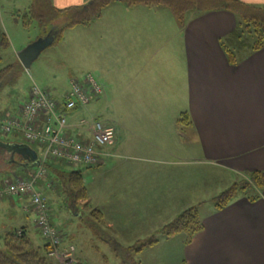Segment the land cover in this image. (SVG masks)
<instances>
[{
    "label": "crops",
    "instance_id": "0c3cea01",
    "mask_svg": "<svg viewBox=\"0 0 264 264\" xmlns=\"http://www.w3.org/2000/svg\"><path fill=\"white\" fill-rule=\"evenodd\" d=\"M89 1L50 4L62 10ZM238 1L264 7V0ZM239 21L228 11H193L181 28L165 5L126 6L115 1L100 19L78 26L83 31L74 37L81 41L88 34V71L102 88L91 100V115L114 129L112 143L101 147L95 162L84 167L104 170L108 213L106 208L100 211L105 226L119 240L133 235L132 241H138L136 231H155L197 206L202 229L178 241L181 251L173 264H264V191L255 202L240 194L225 208L217 210L213 203L202 214L201 193L207 189L200 185L209 176L195 175L197 169L212 172L211 181L224 176L219 186L224 190L247 173L264 170V46L257 52L246 49L231 65L220 45ZM0 29L9 44H15L3 23ZM182 114L187 119L178 123ZM15 144L25 142L21 137ZM50 165L57 172L68 168L60 161ZM34 171L27 169L23 179ZM17 177L3 179L0 186ZM59 179L52 172L46 181L37 182V188L52 195L59 191L54 189ZM62 190L70 200L63 186ZM167 214L171 216L163 218ZM75 218L81 219L77 214ZM0 220L2 243L8 231L23 229L36 246L47 244L35 227L27 196L1 199ZM60 229L62 247L73 245L78 264H87L77 242L79 233Z\"/></svg>",
    "mask_w": 264,
    "mask_h": 264
},
{
    "label": "rangeland",
    "instance_id": "374dc122",
    "mask_svg": "<svg viewBox=\"0 0 264 264\" xmlns=\"http://www.w3.org/2000/svg\"><path fill=\"white\" fill-rule=\"evenodd\" d=\"M30 4V0H0V23L1 25L2 23L5 25L8 34H11L15 43L13 45L10 44L8 49L0 48V71L8 66H14L11 71L6 73L4 85L0 88V118L12 117L14 110L19 108L18 106L22 105L29 98V90L33 84L37 85L52 98L61 99L64 94L69 91L71 79H80L90 74L88 71L90 68L88 34L85 35L86 42L83 36L80 37L81 41L79 38L76 41L74 39L79 31H83L81 30L82 27H78V29L75 28L76 30L73 31L71 29H65L63 32L64 42L46 48L40 54L39 58L32 63L30 69H24L18 61L17 52L34 42L38 36L43 37L47 35L51 30L52 24H55L54 29L59 31L62 28V23H64L62 19L54 18L50 10L39 7L38 4L37 13L45 17L48 22L47 25L45 28H42L39 22L32 21L29 28H24L21 24L22 15L27 11ZM77 42H81V46L78 48L74 46V43ZM23 43L25 44L23 45ZM70 114H74L77 118L91 117L89 106L85 109L80 108L78 110H72ZM0 141L7 144H15L21 141V137L17 133L5 136L1 134ZM33 148L37 152H40L38 148ZM4 153L5 149L0 148V156ZM21 159H23L21 155H16L14 164H12L11 167L6 168L5 166H0V170L5 168L0 171V182L11 176H18L16 179L26 178L28 176L27 169H36V167L33 166L24 169L21 165ZM84 167L85 166L80 165L71 166L70 168L81 171L84 184L87 188V194L89 192L88 197L92 202L91 206L88 205V197L85 200L79 201L77 204H74L71 199L69 200L68 197L62 193L63 184L61 181V184H54V189H58L59 191L52 195H48V193L43 195L40 190L38 191L47 201L51 220L54 221V223L51 222L53 226H55L60 233H62L60 228L64 230L65 227L70 231H77L79 233L77 242L82 248L81 256L84 262L87 264H122V260L117 255L116 249L124 250L136 245L137 242H145L164 225L155 231H136L135 234H139L136 235V237H139L138 241H132V239L135 238L133 235L126 236L124 234L125 238H123V240L114 237L112 232L106 228V219L100 211L106 208V212L108 213L105 203L106 193L104 185L106 178H104V170L99 171L94 169V172H92ZM70 168H67V170ZM49 174L50 172L46 170L44 176L39 181H46ZM198 174L209 176L208 181H204L200 185L207 189L201 193L203 196L201 199L205 202L199 208V211L204 214L206 210L211 209L213 206V199L229 187L224 190L219 189V186L223 184L222 180H224V176L220 174L217 175L215 181H211L213 178L212 172H203L196 169L195 175L197 176ZM236 181L238 182L237 179ZM199 183L198 181L197 184ZM95 185L96 187H94ZM65 192L67 193V190ZM67 195L71 198L68 193ZM95 210H98L102 214V224L99 225L100 228L98 229L94 228L93 223L89 221L92 212ZM54 214L58 216L56 215V217L54 216L52 218ZM74 214L79 215L81 219L75 218ZM169 216L171 215L167 214L164 215L163 218H168ZM173 219H171V221ZM92 228L96 231V234H94ZM38 233L40 232L38 231ZM128 233L130 234L131 231ZM186 236L187 235L183 233L168 239L159 237V245H155L152 249L147 248L140 254H134L133 257L139 264H170L169 261L173 264L181 251V248L178 247V241ZM34 246H36V244H34ZM0 249L4 250L2 242L0 243ZM75 264L78 263L76 262Z\"/></svg>",
    "mask_w": 264,
    "mask_h": 264
},
{
    "label": "trees",
    "instance_id": "16d2710c",
    "mask_svg": "<svg viewBox=\"0 0 264 264\" xmlns=\"http://www.w3.org/2000/svg\"><path fill=\"white\" fill-rule=\"evenodd\" d=\"M115 1H120L126 6L137 4L165 5L181 28L186 24L187 16L193 11L204 13L223 10L237 15L240 19L237 27L228 37L220 41V45L225 51L227 61L231 65H236L240 61L242 58L241 55L246 49H249L250 52H257L264 46V7L247 5L238 0H90L82 6L62 10L53 7L50 4V0H31L29 9L22 15L21 24L27 29L31 26L32 21H37L42 28H45L48 22L42 14L37 13V6L39 4V7L50 10L54 18L62 19L64 24H66L54 43L58 44L63 40V32L65 29H72L78 26H89L92 22L100 19L103 10ZM9 46L10 44L6 34L0 29V48L8 49ZM13 68L14 66H8L0 71V88L4 85L6 73ZM183 118L187 119V115L182 114L178 123H181ZM0 148L5 149V153L0 156V166H5L6 168L11 167V165L14 164V159L15 156L18 155L19 149ZM14 153L15 156L12 160L11 156ZM27 159H21V164L29 166L26 161ZM55 161L57 160L50 159L47 163L46 167L48 172L56 173L57 176H59L64 190H67L74 204H77L81 200H85L88 194L81 171L73 170L70 168L71 166L60 161L70 169L57 172V169L50 165L51 162ZM263 191L264 170L253 171L247 173L241 180L235 182L225 191L221 192L213 199V203L215 209L221 210L240 194L245 196L249 201L255 202L259 200V194ZM89 221L93 223L94 228H100L99 225L102 224L101 212L98 210L93 211ZM201 229L202 220L198 209L197 207H191L177 215L170 223L160 228L159 231H156L147 241L137 242L136 245L124 250L116 249V252L121 258L122 264H139L133 257L134 254H140L145 249L158 244L159 237L172 238L184 233L188 238H191L201 231ZM92 230L94 234H96L93 228ZM3 245L4 250L0 249V264H55L48 256V244L40 247L34 246L32 239L23 229H13L5 233Z\"/></svg>",
    "mask_w": 264,
    "mask_h": 264
},
{
    "label": "built area",
    "instance_id": "2783aa9c",
    "mask_svg": "<svg viewBox=\"0 0 264 264\" xmlns=\"http://www.w3.org/2000/svg\"><path fill=\"white\" fill-rule=\"evenodd\" d=\"M102 92L101 86L91 74L70 82V90L61 103L33 84L29 98L17 115L0 118L3 135L19 133L28 144L41 149L40 164L30 179H14L0 187V200L5 197L27 196L30 200L35 225L49 246V256L57 264H74L75 248H62V235L51 223L46 199L36 188V182L45 172V163L61 160L70 166H88L95 162L100 148L112 143L114 129L103 124L95 116L81 118L70 125V112L86 108L92 99Z\"/></svg>",
    "mask_w": 264,
    "mask_h": 264
},
{
    "label": "water",
    "instance_id": "95a60500",
    "mask_svg": "<svg viewBox=\"0 0 264 264\" xmlns=\"http://www.w3.org/2000/svg\"><path fill=\"white\" fill-rule=\"evenodd\" d=\"M61 26L62 28L58 31L55 30V24L51 25V30L47 33V35L37 38L34 42L27 45L25 48L21 49L17 52V58L20 64L24 67L25 70L30 69L32 63L37 60L40 54L49 46L53 45L57 39V36L61 30L64 29L65 25ZM0 147L14 149L17 148L18 155H21L23 158H28V164L30 166L36 167L39 165L38 155L37 153L25 144H7L0 142ZM15 156V153L11 156L12 160Z\"/></svg>",
    "mask_w": 264,
    "mask_h": 264
}]
</instances>
